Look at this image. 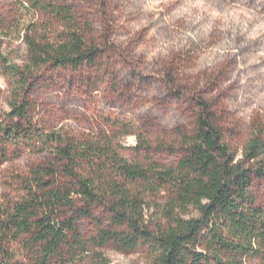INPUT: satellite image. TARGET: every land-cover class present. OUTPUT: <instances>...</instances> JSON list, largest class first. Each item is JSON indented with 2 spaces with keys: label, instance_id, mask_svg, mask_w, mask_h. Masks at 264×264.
<instances>
[{
  "label": "rangeland",
  "instance_id": "obj_1",
  "mask_svg": "<svg viewBox=\"0 0 264 264\" xmlns=\"http://www.w3.org/2000/svg\"><path fill=\"white\" fill-rule=\"evenodd\" d=\"M32 1L58 3L0 0V122L17 124L20 136L0 144L3 202L25 196L32 171L52 161L54 146L37 135L108 137L130 163L171 168L179 151L169 135L190 130L202 99L237 159L258 131L264 138V0H68L85 43L99 50L93 65L79 69L31 65L27 40L55 42L67 34ZM11 66L27 73L25 85ZM25 92L27 118H9L15 93ZM129 188L144 201L150 231L166 223L163 189ZM251 192L264 209V177L254 179ZM91 215L76 221L85 245L67 264H153L149 243L101 241V231L128 233L111 222L106 205Z\"/></svg>",
  "mask_w": 264,
  "mask_h": 264
},
{
  "label": "trees",
  "instance_id": "obj_2",
  "mask_svg": "<svg viewBox=\"0 0 264 264\" xmlns=\"http://www.w3.org/2000/svg\"><path fill=\"white\" fill-rule=\"evenodd\" d=\"M57 1L46 7L32 1L33 7L63 23L67 34L55 42L27 40L31 65L72 69L93 65L99 50L85 43L68 0ZM7 69L19 84H26V72ZM25 93H15L9 118H27ZM197 108L190 130L169 135L179 151L171 168L155 162L130 163L108 137L77 142L55 134L37 135L54 146L52 161L32 171L33 181L20 200L0 199V264L72 262L75 249L85 245L76 221L91 217L97 204L106 205L111 222L128 231H101V241L126 247L139 240L149 243L153 264H264V209L251 192L254 179L264 177V159H259L264 155L262 131L237 159L211 106L201 99ZM17 130V124L0 122V144L20 137ZM138 139L142 141L141 136ZM130 186L164 190L165 224L153 231L147 228L144 201L132 195Z\"/></svg>",
  "mask_w": 264,
  "mask_h": 264
}]
</instances>
